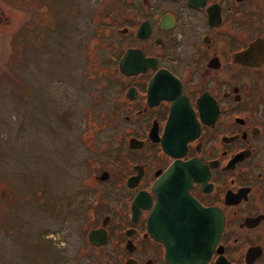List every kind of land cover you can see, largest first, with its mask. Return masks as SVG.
Wrapping results in <instances>:
<instances>
[{"label":"flooded vegetation","instance_id":"obj_1","mask_svg":"<svg viewBox=\"0 0 264 264\" xmlns=\"http://www.w3.org/2000/svg\"><path fill=\"white\" fill-rule=\"evenodd\" d=\"M93 5L81 72L113 92L85 118L114 131L79 135L102 156L78 178L69 264H264V0Z\"/></svg>","mask_w":264,"mask_h":264},{"label":"rangeland","instance_id":"obj_2","mask_svg":"<svg viewBox=\"0 0 264 264\" xmlns=\"http://www.w3.org/2000/svg\"><path fill=\"white\" fill-rule=\"evenodd\" d=\"M25 1L34 0H0L10 15L0 24V189L9 192L0 196V264H69L80 240L73 219L91 194L78 178L89 156H102L79 135L92 130L95 146L111 138L113 122L85 129V117L99 120L113 85L81 72L84 60L95 64L83 48L97 37L93 0Z\"/></svg>","mask_w":264,"mask_h":264},{"label":"water","instance_id":"obj_3","mask_svg":"<svg viewBox=\"0 0 264 264\" xmlns=\"http://www.w3.org/2000/svg\"><path fill=\"white\" fill-rule=\"evenodd\" d=\"M198 209H199V211H201L202 214L208 213V212H206V210H203L202 208H198ZM213 210H215V209H213ZM222 224H223V214L220 210H218L217 211V219H216V230H217L216 232H217V234H219V232L222 228Z\"/></svg>","mask_w":264,"mask_h":264},{"label":"trees","instance_id":"obj_4","mask_svg":"<svg viewBox=\"0 0 264 264\" xmlns=\"http://www.w3.org/2000/svg\"><path fill=\"white\" fill-rule=\"evenodd\" d=\"M86 122H87V124H88L89 121L86 119ZM90 124H91V123H90ZM87 127H88L89 129L92 128V127H90L89 125H88ZM83 134H84V133H83ZM81 135H82V134H81Z\"/></svg>","mask_w":264,"mask_h":264}]
</instances>
